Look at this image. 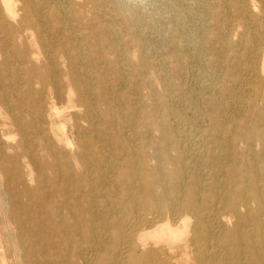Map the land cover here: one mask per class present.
Instances as JSON below:
<instances>
[{"label": "bare ground", "instance_id": "6f19581e", "mask_svg": "<svg viewBox=\"0 0 264 264\" xmlns=\"http://www.w3.org/2000/svg\"><path fill=\"white\" fill-rule=\"evenodd\" d=\"M0 264H264V0H0Z\"/></svg>", "mask_w": 264, "mask_h": 264}, {"label": "rangeland", "instance_id": "374dc122", "mask_svg": "<svg viewBox=\"0 0 264 264\" xmlns=\"http://www.w3.org/2000/svg\"><path fill=\"white\" fill-rule=\"evenodd\" d=\"M130 1H134V2H137V3L142 4V5H144V4L147 5V3H148V5L152 6L153 2L160 3L162 0H130Z\"/></svg>", "mask_w": 264, "mask_h": 264}]
</instances>
